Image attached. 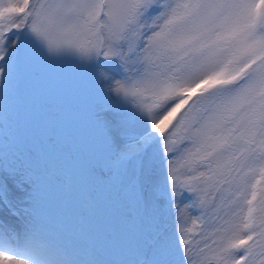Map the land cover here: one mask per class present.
Masks as SVG:
<instances>
[{
  "label": "snow or ice",
  "instance_id": "obj_1",
  "mask_svg": "<svg viewBox=\"0 0 264 264\" xmlns=\"http://www.w3.org/2000/svg\"><path fill=\"white\" fill-rule=\"evenodd\" d=\"M0 264H264V0H0Z\"/></svg>",
  "mask_w": 264,
  "mask_h": 264
},
{
  "label": "rangeland",
  "instance_id": "obj_2",
  "mask_svg": "<svg viewBox=\"0 0 264 264\" xmlns=\"http://www.w3.org/2000/svg\"><path fill=\"white\" fill-rule=\"evenodd\" d=\"M37 70L41 72L44 71V69L40 66H37ZM60 79L64 83L71 84L73 90L78 94H87L91 87L87 76L79 70L73 68H65L60 73ZM21 111H23V106H21ZM101 200H103V197H101ZM80 203H83V198H81ZM69 212L71 214V219L73 220V222H79L80 217L83 213L81 212V209L78 206L74 205L71 200L69 201ZM193 219L195 218L193 217ZM95 223L96 231L94 235L99 236L110 231L111 234L114 236L111 231L112 228L110 227L111 220H109L106 216L100 217ZM189 226L193 227L194 233L198 231V227L193 226L191 220L189 221Z\"/></svg>",
  "mask_w": 264,
  "mask_h": 264
},
{
  "label": "trees",
  "instance_id": "obj_3",
  "mask_svg": "<svg viewBox=\"0 0 264 264\" xmlns=\"http://www.w3.org/2000/svg\"><path fill=\"white\" fill-rule=\"evenodd\" d=\"M103 199H104V197H103ZM111 231H112V229H111ZM115 241H116V237L113 236L110 231H108L107 233L101 234L99 236L94 235L92 237V242H94V243H107V244H112Z\"/></svg>",
  "mask_w": 264,
  "mask_h": 264
}]
</instances>
